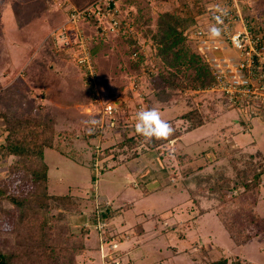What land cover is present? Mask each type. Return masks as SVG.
Instances as JSON below:
<instances>
[{"label": "rangeland", "instance_id": "374dc122", "mask_svg": "<svg viewBox=\"0 0 264 264\" xmlns=\"http://www.w3.org/2000/svg\"><path fill=\"white\" fill-rule=\"evenodd\" d=\"M17 1L0 0V93L10 90L31 95L33 107L27 103L20 108L36 114V105L43 103V91L37 89L42 78L48 84L59 86L58 91L51 93L53 102L47 104L57 118V129L64 132L62 144L69 151L76 149L78 158L84 162H76L47 147L48 189L54 194H73L80 203L81 213L88 216L104 207L120 208L107 225L99 228L92 227L90 222L85 224L87 228L92 227L86 237L87 244L94 249L99 246L93 264H103L102 241L104 254H110L106 259L110 258L108 261L112 264L115 261L120 264H209L224 256L229 259L228 264L236 257L252 264H264V181L257 205L263 219L249 226L253 237L243 244L232 240L215 210L199 216V208L182 188L185 175L215 160L214 154L204 151L224 128L236 132L227 142L232 149L260 151L264 155V110L255 112L226 104L213 86L205 90H180L158 83L156 46L148 30L156 28L161 9L182 7L187 0H163L162 4L157 0H115L121 18L126 21L118 34L96 35L94 27L82 21L80 28L88 36H94L91 47L95 48L96 75L91 81L73 56L78 46L45 42V34L50 27L49 31L67 19L71 7H82L96 0H49L54 2L53 8L25 26H20L15 18ZM241 1L250 23L257 29L264 28V0ZM138 15L143 17L140 27L137 22L132 25ZM59 20L62 21L54 24ZM126 37H131V41ZM133 49L138 51L136 57ZM115 101L118 110L106 113L104 107ZM152 103L163 119L174 120L182 130L188 123L176 117L190 108L207 111L217 103L220 115L184 132L176 144L161 150L162 155L142 144L134 150L120 147L118 143L127 130L134 127L137 112L152 108ZM1 105L5 110L6 104ZM91 120L97 121L91 129L100 131L96 137L87 134L91 124L86 122ZM3 124L0 119V142L4 136ZM107 147L112 149L110 154L101 158ZM134 151H139L141 156L128 159ZM180 153L194 158L179 164ZM163 167L173 169L168 178L162 179L163 185H159L157 178L148 185L144 182L143 175L150 169L158 171ZM7 171V167H0V175H6ZM210 205L203 202L204 207ZM70 215L71 221H75L80 214ZM105 227L116 235L112 242L101 241ZM79 228L73 226L74 230ZM67 229L61 227L63 232ZM187 249L194 253L190 254Z\"/></svg>", "mask_w": 264, "mask_h": 264}, {"label": "trees", "instance_id": "16d2710c", "mask_svg": "<svg viewBox=\"0 0 264 264\" xmlns=\"http://www.w3.org/2000/svg\"><path fill=\"white\" fill-rule=\"evenodd\" d=\"M210 1L187 0L182 7L163 8L158 12L156 28L149 29L148 33H151V40L156 46L155 64L158 66L159 85L180 90H205L214 85L211 66L192 37V29L207 12ZM162 2L157 0L159 4ZM53 6L54 2L49 0H18L15 18L20 26H25ZM142 18L138 15L132 25L137 22L140 27ZM125 22L122 19V25ZM258 30L264 35V28L259 26ZM126 38L131 41V37ZM92 54H95L94 47ZM1 89L0 84V92ZM222 96L226 104L241 108V105L233 104ZM32 98L31 95L28 97L10 90L0 93V106L6 104V108L3 106L5 110L0 108V119L4 122L0 167L8 169L6 175H0V264H93L99 246L96 249L89 246L86 237L100 221H112L120 208L104 207L88 216L81 213L80 203L73 194H54L49 191V168L45 161L47 147L56 149L76 162L83 163L84 160L78 158L76 149L69 151L62 144L64 132L57 129V118L44 97L41 98L42 106H38L40 103L36 105V114L24 109L27 103L33 107ZM21 104L23 108H20ZM152 108H156L153 103ZM219 115L217 103L207 111L193 107L176 117L187 121L185 129L178 128L174 120H168L175 131L166 140L146 141L133 127L127 130L118 145L134 150L142 144L147 149L158 150L159 155H162L161 150L176 144L184 132L213 121ZM92 126L87 134L96 137L100 131L92 130ZM227 130L222 129L209 149L204 151L206 154H214L215 160L185 175L182 188L188 192L190 201L199 208V216L215 210L232 240L236 244H243L253 237L249 226L263 219L257 205L264 181V155L260 151L232 149L227 142L236 132ZM66 135L71 137L69 132ZM111 150L110 147L105 148L101 158L110 154ZM132 154L128 159L141 156L139 151ZM177 158L179 164H184L192 161L194 156L180 153ZM171 170L166 167L158 171L150 169L143 175V180L148 185L157 178L160 180L159 185H163L162 179L168 178ZM204 201L211 205L204 207ZM75 213L80 215L71 221L70 214ZM87 222L91 223V229L85 227ZM74 225L80 228L74 230ZM61 227L68 229L63 232ZM102 231L103 239L112 242L116 235L107 227ZM186 251L194 253L192 249ZM228 262L229 259L224 256L209 264ZM232 264L252 263L236 257Z\"/></svg>", "mask_w": 264, "mask_h": 264}, {"label": "built area", "instance_id": "2783aa9c", "mask_svg": "<svg viewBox=\"0 0 264 264\" xmlns=\"http://www.w3.org/2000/svg\"><path fill=\"white\" fill-rule=\"evenodd\" d=\"M217 4L226 9L227 15L223 17L221 37L211 38L209 28L217 23L215 20V16L218 15L215 10ZM82 21L92 25L96 35L118 34L122 28L118 3L115 0H96L82 7L73 6L67 19L45 36V42L77 45L73 56L91 81L96 75L91 47L94 36H88L85 30L80 28L79 24ZM192 37L211 66L215 77L213 88L233 104H239L255 112L264 110V35L247 19L242 1L212 0L207 12L192 29ZM137 55L138 51H133V56ZM104 110L106 113L117 111V101L107 104ZM105 224L107 225V222L100 221L98 227ZM104 244L102 241V261L103 264H109L110 258H106L110 254H104ZM114 264L120 263L115 261Z\"/></svg>", "mask_w": 264, "mask_h": 264}, {"label": "clouds", "instance_id": "9594fccd", "mask_svg": "<svg viewBox=\"0 0 264 264\" xmlns=\"http://www.w3.org/2000/svg\"><path fill=\"white\" fill-rule=\"evenodd\" d=\"M215 10L218 15L215 16L217 23L209 28V35L211 38H219L223 33V17L227 15L226 9L222 8L219 4L215 5ZM86 123L96 125V120H91ZM135 132L144 138L146 141L166 140L174 133L172 125L162 118L161 113L156 108L141 109L137 112L135 123ZM91 131V130H90Z\"/></svg>", "mask_w": 264, "mask_h": 264}, {"label": "crops", "instance_id": "0c3cea01", "mask_svg": "<svg viewBox=\"0 0 264 264\" xmlns=\"http://www.w3.org/2000/svg\"><path fill=\"white\" fill-rule=\"evenodd\" d=\"M87 5L88 4H90V3H86ZM85 4V5H86ZM84 5V6H85ZM83 6V5H82ZM66 13H64V15H65ZM62 20H59V21H57L56 23H54V24H58L59 22H61ZM52 27H50L48 30H47V32L51 29ZM47 32H46V34H45V36L47 35ZM55 66V65H54ZM54 66H52V67H54ZM55 68V67H54ZM56 69V68H55ZM53 75L55 74V72H53L52 73ZM42 83L38 86V90L39 91H43V97H44V101H46L47 103L48 102H53V99L52 98H54L53 97V95L51 94L52 92H56V91H58V88H59V86H55L54 84H52V83H50V84H48L49 82H47L46 83V80L44 79V78H42ZM55 80V79H54ZM175 250V252L177 253L178 252V250H177V248H175L174 249Z\"/></svg>", "mask_w": 264, "mask_h": 264}]
</instances>
